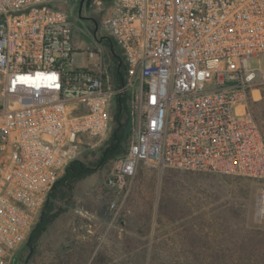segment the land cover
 Wrapping results in <instances>:
<instances>
[{"label":"built area","instance_id":"1","mask_svg":"<svg viewBox=\"0 0 264 264\" xmlns=\"http://www.w3.org/2000/svg\"><path fill=\"white\" fill-rule=\"evenodd\" d=\"M70 1L81 0H0V264L28 240L79 144L108 139L127 91L133 137L107 187L125 189L141 163L264 181V136L248 105L264 0H113L88 49L75 45ZM104 38L120 48L119 87ZM255 216L264 220V190Z\"/></svg>","mask_w":264,"mask_h":264},{"label":"rangeland","instance_id":"2","mask_svg":"<svg viewBox=\"0 0 264 264\" xmlns=\"http://www.w3.org/2000/svg\"><path fill=\"white\" fill-rule=\"evenodd\" d=\"M98 1L84 5L83 17L78 2L65 6L78 49L98 43L90 17H102L113 0ZM108 42L99 44L110 54ZM76 61L89 64L81 54ZM250 63L260 71L248 105L264 136V54ZM108 139L79 144L77 158L95 172L77 183L35 252L26 241L11 264H264V220L255 216L263 180L141 163L116 191L105 185L116 159L99 164Z\"/></svg>","mask_w":264,"mask_h":264},{"label":"trees","instance_id":"3","mask_svg":"<svg viewBox=\"0 0 264 264\" xmlns=\"http://www.w3.org/2000/svg\"><path fill=\"white\" fill-rule=\"evenodd\" d=\"M108 39L111 59V72L114 84L119 87L126 83L125 67L123 59L116 50V44ZM113 127L106 147L102 151L99 164L116 159L125 154L130 146L134 132V113L132 106V93L127 91L119 94L114 101L112 110ZM95 172V167L87 165L79 158L73 159L67 166L66 174L56 183L42 208L38 221L34 224L27 240L31 252H35L40 239L48 227L61 215L62 205L71 201L74 189L79 181Z\"/></svg>","mask_w":264,"mask_h":264},{"label":"flooded vegetation","instance_id":"4","mask_svg":"<svg viewBox=\"0 0 264 264\" xmlns=\"http://www.w3.org/2000/svg\"><path fill=\"white\" fill-rule=\"evenodd\" d=\"M86 4V0L84 2V5ZM84 7V6H83ZM90 20H92L93 24H94V28H95V32H97L99 34V32H102V26H101V17H94L91 16ZM104 32V31H103Z\"/></svg>","mask_w":264,"mask_h":264},{"label":"water","instance_id":"5","mask_svg":"<svg viewBox=\"0 0 264 264\" xmlns=\"http://www.w3.org/2000/svg\"><path fill=\"white\" fill-rule=\"evenodd\" d=\"M91 1L92 0H86V4L89 5ZM84 2H85V0H81L80 4H79V13H80L81 17H83L82 10H83V6H84Z\"/></svg>","mask_w":264,"mask_h":264},{"label":"bare ground","instance_id":"6","mask_svg":"<svg viewBox=\"0 0 264 264\" xmlns=\"http://www.w3.org/2000/svg\"><path fill=\"white\" fill-rule=\"evenodd\" d=\"M258 211L261 213V211H262V206H260V202H259V204H258Z\"/></svg>","mask_w":264,"mask_h":264}]
</instances>
